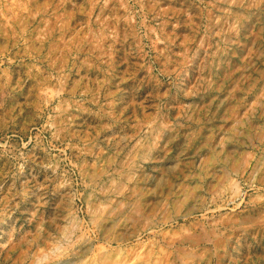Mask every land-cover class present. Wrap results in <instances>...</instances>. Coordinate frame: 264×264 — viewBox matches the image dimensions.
<instances>
[{
  "label": "rangeland",
  "instance_id": "obj_1",
  "mask_svg": "<svg viewBox=\"0 0 264 264\" xmlns=\"http://www.w3.org/2000/svg\"><path fill=\"white\" fill-rule=\"evenodd\" d=\"M0 264H264V0H0Z\"/></svg>",
  "mask_w": 264,
  "mask_h": 264
}]
</instances>
